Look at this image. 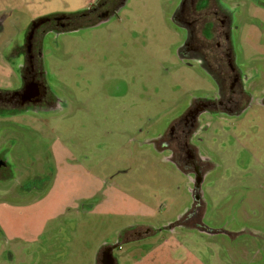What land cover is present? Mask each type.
<instances>
[{
  "label": "rangeland",
  "instance_id": "374dc122",
  "mask_svg": "<svg viewBox=\"0 0 264 264\" xmlns=\"http://www.w3.org/2000/svg\"><path fill=\"white\" fill-rule=\"evenodd\" d=\"M243 1L248 5L240 44L249 63L264 55V25L259 24H264V10L250 0ZM178 2L129 0L120 21L63 35L58 50H47L53 83L74 103L65 117L17 116L3 124L29 143L23 148L25 165L36 164L39 169L33 168L32 173L47 175L43 179L51 187L36 197L8 195L7 199L0 189V264H95L100 245L112 241L120 228L169 222L189 205L184 175L160 165L152 154L132 157L130 150L120 151L116 145L123 147L127 138H106L94 122L104 117L105 108L120 117L173 116L192 94L213 90L201 70L180 65L176 56L181 35L170 16ZM86 3L0 0V20L8 36L12 22L26 26L34 17L76 11ZM1 41L0 35V46ZM2 63L0 88H7L13 76ZM112 69L121 76L117 86L110 83ZM254 117L213 120L202 134L204 151L221 164L210 181L214 187L204 186L209 202L206 224L221 227V203L234 190L249 188L258 199L252 197L254 202L245 209L255 211L253 224L264 229V109ZM252 126L259 131L254 133ZM50 151L55 172L41 169L39 163ZM240 158H244L243 165ZM95 192V196L102 194L100 200L90 199ZM220 238L181 229L176 240L157 243L149 251L131 243L122 245L120 264H264V247H254L250 237H245L247 246L240 239L230 252ZM171 252L179 257H171Z\"/></svg>",
  "mask_w": 264,
  "mask_h": 264
},
{
  "label": "flooded vegetation",
  "instance_id": "af4514ba",
  "mask_svg": "<svg viewBox=\"0 0 264 264\" xmlns=\"http://www.w3.org/2000/svg\"><path fill=\"white\" fill-rule=\"evenodd\" d=\"M128 1L87 0L86 6L79 10L34 17L26 26L12 22L8 36L0 20V61L11 69L13 76L10 87L0 88V189L6 192V199L8 195L36 197L51 183L44 181L43 177L47 175L32 173L33 168L39 169L36 164L30 163L32 168L25 165L23 153L29 143L22 142L3 125L7 118L29 115L44 119L65 117L70 114L74 103L69 94L58 90L53 83L47 50H58L63 35L120 21ZM250 1L264 10V0ZM247 5L243 0H179L170 16L171 25L181 35L176 50L180 65L201 70L213 84L211 92L192 94L173 116L159 113L120 117L110 115L111 109L105 108L102 109L104 117L94 121L96 128L103 131L102 136L127 138L123 147L116 145L120 151L122 148L130 150L132 157L152 154L160 165L184 175L191 199L175 220L120 228L112 241L100 245L95 264H120L124 257V254L120 255L122 245L131 243L139 250L149 251L157 243L176 240L181 229L197 231L209 239L221 237L228 252L240 239L247 246L246 236L253 240L254 247H264V229L253 224L255 211L245 209L247 204L254 202L253 198L258 199L249 188L234 190L221 203L219 211L224 215L221 227L204 222L209 207L204 186L214 187L210 181L221 164L204 151L202 134L209 131L213 120H243L264 109V55L259 54L261 57L248 63L240 44ZM3 13V16L7 14ZM111 71L110 83L117 86L121 76L115 70ZM251 129L254 133L259 131L257 126ZM54 159L53 153L47 152L39 162L42 163L41 169L55 172ZM242 159H238L240 165H243ZM95 195L96 192L90 199L100 200L102 197V194ZM168 202L163 201L161 209ZM150 238L157 240L148 244L146 240ZM227 244L230 248H226ZM172 252L171 257H179ZM106 255H110L113 261Z\"/></svg>",
  "mask_w": 264,
  "mask_h": 264
},
{
  "label": "water",
  "instance_id": "95a60500",
  "mask_svg": "<svg viewBox=\"0 0 264 264\" xmlns=\"http://www.w3.org/2000/svg\"><path fill=\"white\" fill-rule=\"evenodd\" d=\"M106 258H110L111 260H112V258H111V256L110 255H106L105 256ZM113 261V260H112Z\"/></svg>",
  "mask_w": 264,
  "mask_h": 264
}]
</instances>
